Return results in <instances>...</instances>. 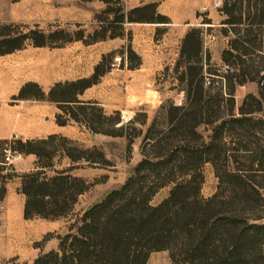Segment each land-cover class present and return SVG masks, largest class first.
<instances>
[{
	"label": "trees",
	"instance_id": "obj_1",
	"mask_svg": "<svg viewBox=\"0 0 264 264\" xmlns=\"http://www.w3.org/2000/svg\"><path fill=\"white\" fill-rule=\"evenodd\" d=\"M102 1L103 13L112 16H99L105 24L85 38L82 29L47 35L30 30L0 45V52L19 47L25 38L35 45L57 46L72 39L93 43L120 35L123 22H169L156 11L155 2L124 10L111 8V0ZM220 13V33L228 37L221 51L229 66L224 75L227 96L204 85L203 61L209 56L202 46L203 30L190 27L174 66L184 85V102L164 105L165 125L154 131L147 128L142 158L131 174L56 233V249L37 255L32 264H146L150 253L161 250L175 264H264V117L258 116L264 110V92L246 94L237 107L234 100L237 85L264 79V0H223ZM117 52L121 64L127 60L128 68L139 67V56L129 46ZM114 54L102 55L89 77L58 82L47 95L27 83L18 97L56 101L61 111L56 115L58 124L71 119L94 134L127 137L130 147L132 138L124 128L137 121L135 114L123 124L119 111L107 114L97 102L76 97L110 70ZM8 145L36 156L35 168L21 175L25 219L66 218L78 197L93 185L71 172L108 163L99 147H83L57 134ZM64 156L69 165L58 167ZM206 164L216 184L204 196ZM161 188H167V194L152 203Z\"/></svg>",
	"mask_w": 264,
	"mask_h": 264
},
{
	"label": "crops",
	"instance_id": "obj_2",
	"mask_svg": "<svg viewBox=\"0 0 264 264\" xmlns=\"http://www.w3.org/2000/svg\"><path fill=\"white\" fill-rule=\"evenodd\" d=\"M155 2L156 11L164 14L161 4L158 0H132L127 7L131 9L144 3ZM106 3L102 0H0V45H5L7 41L19 38L27 34L30 30L49 34L57 30L67 31L66 27L76 26V29L84 31V38L94 29L100 28L105 22L98 18L104 15L103 11ZM169 18V16H167ZM195 17L194 10L190 12L188 20ZM208 17H211L208 14ZM219 20L212 24H203L205 27L203 37L211 29L206 28L209 25L221 26L222 15L218 14ZM111 18L110 15L107 16ZM168 23H149V22H123L119 29L121 34L114 37L85 43L83 40L72 39L57 45L55 43H46L44 45H35L32 40L25 38L20 40L19 47L10 51L0 52V205L3 210L0 211V227L4 223H19L18 215L23 217V206L25 196L21 193L22 183L21 175L35 168L36 156L32 153H20L14 157L10 163L4 162L3 147L14 141H37L46 139L50 135H61L74 142L83 144L87 147L88 142H92L96 134L90 132L82 124L73 120H68L60 125L56 122V115L60 109L56 101L47 98L38 99L33 96L18 97L22 86L27 83L35 84L45 95L50 88L58 83L73 81L79 78L89 77L94 70V66L101 60L102 55L118 48L125 49L130 46L132 50L134 45L140 44L142 40L151 42L153 38L152 28H144L147 31L142 35L141 25H170ZM220 21V22H219ZM208 29V30H207ZM188 28H184L180 35V40L185 35ZM74 31V30H73ZM127 31H130V40L127 38ZM139 67L127 69V73H117V78L111 80L108 77L110 71L104 73L97 83L85 88L76 95L77 99L83 102L95 101L107 113L108 94L110 90L128 91L131 84L137 80L134 71ZM126 67L123 65L122 68ZM169 68H165V78L168 77ZM122 70H120L121 72ZM133 73V74H132ZM149 82H155L154 76H150ZM171 87L168 90V96L173 104L180 105L184 102V85L179 83L174 74ZM159 106L162 101H157ZM117 108H111V110ZM67 117V115H65ZM91 145V144H90ZM59 154L52 158L56 162ZM69 159L64 156L60 158L58 167L68 166ZM208 165V164H206ZM89 167L84 166L74 169L71 173L75 176L88 180L90 174H87ZM17 200L18 215L14 219L9 213V207L13 200ZM24 218V217H23ZM25 219V218H24ZM60 219H57L58 221ZM12 225H8L10 230ZM0 260L5 253L12 249L8 243L6 247L7 236L0 233ZM11 240V235H8ZM56 246L44 250L42 253Z\"/></svg>",
	"mask_w": 264,
	"mask_h": 264
},
{
	"label": "rangeland",
	"instance_id": "obj_3",
	"mask_svg": "<svg viewBox=\"0 0 264 264\" xmlns=\"http://www.w3.org/2000/svg\"><path fill=\"white\" fill-rule=\"evenodd\" d=\"M216 0H158L161 4L164 16H169L171 19L170 25H141L142 35L147 33L144 28H152L153 38L149 43L142 40L140 44L134 45V53L139 56L140 62L143 65L134 71L137 76L135 84H131L132 88L128 91L110 90L108 94L107 114L113 111H119L121 122L126 124L134 114L137 121L125 126L124 132L132 138V144L127 146V137H113L97 133L92 142L87 143L89 146L99 147L108 160V163L101 166H87V174H90L88 182H93V185L82 193L73 210L66 218L60 220H44L40 218L24 219L18 215L17 200L12 201L9 207V213L15 219L18 215L19 223L11 222V229H8L9 224L3 223L0 227V233H5L7 236L6 247L9 248L8 243L12 249L7 251L0 264H32L34 258L41 254L44 250L56 246V233L62 232L71 223L75 222L81 212L93 202L99 200L106 192L120 186L125 179L131 174L133 167L142 158L141 145L143 137L148 127L152 126V130H159L165 125L164 105L170 101L165 99L168 96L169 87L171 83L175 82L174 66L178 59L179 48L181 44L180 35L184 28H199L204 30L203 24L216 23L219 20L218 14L223 0H220V6L215 7ZM132 3V0H111V8L121 6L124 10ZM194 10L195 17L188 20L190 12ZM208 14L211 17H208ZM112 16L111 14H109ZM108 16V15H102ZM168 18V17H167ZM168 18V19H169ZM223 19V15L221 17ZM221 19V20H222ZM209 20L210 23H206ZM220 22V21H219ZM211 31L208 34L215 36L211 42L204 44V37L202 39V46L207 52L209 59L203 61V73H215L222 64H225L221 59V51L225 48L228 37L220 33L221 26L210 27ZM76 26L66 27L65 32H72ZM119 32V30L117 31ZM127 38L130 40V31H127ZM129 46V45H128ZM130 47V46H129ZM117 50L109 51L115 52L111 58L117 57V64L110 68L108 77L111 80L117 78V73H127L128 61L125 60L121 64ZM120 60V61H119ZM123 65L126 67L122 68ZM165 68L168 70V77L165 78ZM120 70H122L120 72ZM133 74V73H132ZM154 76L155 82H149V77ZM264 79L258 81H247L242 85H237L234 91L235 107H237L242 98L248 94H257L259 91L264 92ZM222 95L227 96V87L224 84L220 87L213 88ZM157 101H162L158 105ZM111 108H117L111 110ZM258 116L264 117V110ZM140 130V133L137 131ZM91 144V145H90ZM85 147L83 144H80ZM204 182L202 184L201 193L204 196L213 192L216 180L214 178L210 165H203L202 167ZM167 194V188H161L152 198V203H157ZM3 210V205H0V211ZM11 235V240L8 239ZM1 237V234H0ZM146 264H175L173 263L168 252L154 251L150 253Z\"/></svg>",
	"mask_w": 264,
	"mask_h": 264
},
{
	"label": "built area",
	"instance_id": "obj_4",
	"mask_svg": "<svg viewBox=\"0 0 264 264\" xmlns=\"http://www.w3.org/2000/svg\"><path fill=\"white\" fill-rule=\"evenodd\" d=\"M220 0H216L214 2L215 7L220 6ZM215 39V36L212 34H206L204 36V44H207ZM120 58V57H119ZM117 57H114L113 61L110 63V68H113L117 64ZM120 61V60H119ZM229 70V66L226 64H222L221 68H219L215 73H208L204 75V85H212L214 87H219L224 84V75ZM3 159L4 162L10 163L14 157H18L20 153L13 151L10 145H4L3 149Z\"/></svg>",
	"mask_w": 264,
	"mask_h": 264
}]
</instances>
